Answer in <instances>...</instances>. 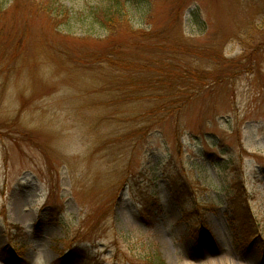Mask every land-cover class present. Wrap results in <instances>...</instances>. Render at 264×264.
<instances>
[{
    "label": "rangeland",
    "instance_id": "obj_1",
    "mask_svg": "<svg viewBox=\"0 0 264 264\" xmlns=\"http://www.w3.org/2000/svg\"><path fill=\"white\" fill-rule=\"evenodd\" d=\"M0 1V264H264V0Z\"/></svg>",
    "mask_w": 264,
    "mask_h": 264
},
{
    "label": "trees",
    "instance_id": "obj_2",
    "mask_svg": "<svg viewBox=\"0 0 264 264\" xmlns=\"http://www.w3.org/2000/svg\"><path fill=\"white\" fill-rule=\"evenodd\" d=\"M33 4L34 7L38 6V8L40 7L41 10H48L51 14H53L57 9L56 8H52L50 5L42 3L40 1L37 0H30ZM144 2L143 0H129V5L131 7H133L134 9H136L138 6L142 5ZM121 0H109L108 5L105 6V8H103L102 10H96L93 14L94 17L97 21V23H99L100 28L105 30L106 35H105V39L109 40L111 39L112 35H114L116 33V30L119 27H130L132 28L131 22L129 19L126 18L127 14L124 12L123 10V6L121 5ZM13 5H15V3H12L10 5L9 8L6 7L5 3L0 1V24L4 22L5 20V16L8 13V11H10L13 8ZM67 14L68 20L69 18V11L66 10L65 12ZM60 15V14H57ZM59 17V16H57ZM66 17V18H67ZM1 26V25H0ZM144 38L146 40H152V35L151 34H144ZM87 39H93V35L90 36H86L84 37L82 40H87ZM179 43L183 44V40L180 38ZM122 47H116L114 46L112 48V52L111 50H108L110 52H107L108 54H110V56L108 57L107 61V65L109 66L108 68L110 69V67H121V64L124 62H119V60H114V57H121L122 55ZM165 47L160 48V50H164ZM178 51H183V50H178ZM162 60H164L162 58ZM161 61V60H160ZM167 61V60H165ZM169 70L166 71V73L162 76V78L160 77V89L166 88L167 92L168 91H173L175 89V87L177 85H179L182 89H184L185 87L187 88L189 87H193L195 85V81H202L205 80L206 77H203L202 75L199 74V72H195L193 70H190L187 67H183L181 65H171L168 64ZM162 72V71H161ZM167 97V96H166ZM173 97H177V96H169L167 98L171 99ZM166 98V99H167ZM162 98L160 97V100ZM168 99V100H169ZM188 102V98L186 99ZM186 105V104H185ZM185 105L182 107V109L185 108ZM173 109H169V108H164L162 111V113H165V117L168 115H172L174 112L172 111ZM179 112L181 111L180 109H178ZM244 225L241 226V228L244 231V237L247 236L249 233H251V236L253 235V230H252V226H253V221L249 218L246 220V218L244 219ZM259 226V224H258ZM259 232H261V230H258ZM256 239H263L264 238L261 236L260 233V237L259 236H255ZM14 249V248H13ZM12 249V250H13ZM77 251L73 250L71 251V256H73V258H76L77 256ZM67 255H65V258H69L71 257L68 253H65ZM81 255L78 254V257H80ZM149 264H165V262L159 258V256H154L153 259L148 261Z\"/></svg>",
    "mask_w": 264,
    "mask_h": 264
}]
</instances>
